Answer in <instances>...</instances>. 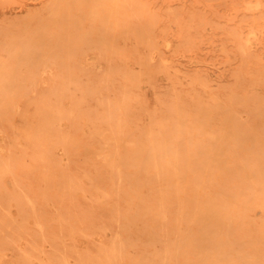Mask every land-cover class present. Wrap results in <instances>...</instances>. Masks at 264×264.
Segmentation results:
<instances>
[{"label":"rangeland","instance_id":"1","mask_svg":"<svg viewBox=\"0 0 264 264\" xmlns=\"http://www.w3.org/2000/svg\"><path fill=\"white\" fill-rule=\"evenodd\" d=\"M0 264H264V0H0Z\"/></svg>","mask_w":264,"mask_h":264}]
</instances>
